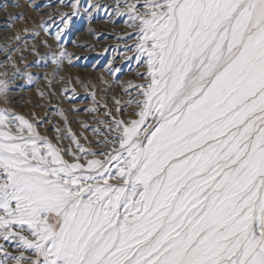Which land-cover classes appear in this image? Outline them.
Instances as JSON below:
<instances>
[{
    "label": "snow or ice",
    "instance_id": "obj_1",
    "mask_svg": "<svg viewBox=\"0 0 264 264\" xmlns=\"http://www.w3.org/2000/svg\"><path fill=\"white\" fill-rule=\"evenodd\" d=\"M141 6L150 83L115 173L0 143V227L31 230L33 264H264V0Z\"/></svg>",
    "mask_w": 264,
    "mask_h": 264
},
{
    "label": "rangeland",
    "instance_id": "obj_2",
    "mask_svg": "<svg viewBox=\"0 0 264 264\" xmlns=\"http://www.w3.org/2000/svg\"><path fill=\"white\" fill-rule=\"evenodd\" d=\"M107 1L111 5L104 0H0L4 16L0 24H5L0 29L18 38L0 47V116L6 117L0 133L17 138L5 141L0 136V143L35 140L41 154L51 144L70 164L87 169L88 161L98 160L115 173L117 161L109 158L123 151L119 147L123 128L139 119L146 99L143 92L150 83L148 56L138 47L141 22L136 18L148 9L141 6L146 0ZM51 12L55 13L49 17ZM97 23L108 31L113 28L110 31L115 34L129 33L124 46L111 35L99 45ZM20 118L32 126L31 132ZM93 122L106 123L118 137L109 140ZM155 123L150 119L146 130ZM2 171L0 183L4 182ZM81 174L95 172L77 173ZM109 183L119 184V179ZM11 227L17 232L7 236L19 247L2 249L3 254L0 250V264H33L36 252L21 240V236L33 240L31 230L26 225ZM9 228L0 227V233Z\"/></svg>",
    "mask_w": 264,
    "mask_h": 264
},
{
    "label": "bare ground",
    "instance_id": "obj_3",
    "mask_svg": "<svg viewBox=\"0 0 264 264\" xmlns=\"http://www.w3.org/2000/svg\"><path fill=\"white\" fill-rule=\"evenodd\" d=\"M104 2L105 3H107V5H111V3L109 2V1H107V0H104ZM57 8V7H56ZM55 8V9H56ZM53 9H54V7H53ZM58 9V8H57ZM111 10V9H110ZM49 11H51V9L49 10ZM48 11V12H49ZM109 11V10H108ZM47 12V13H48ZM56 12V11H55ZM55 12H51V14L49 15V17L50 16H52ZM59 12V11H58ZM60 14V13H59ZM64 14V13H63ZM45 15V14H44ZM48 16V15H47ZM42 17H43V15H42ZM42 17H40V18H42ZM2 18H4V16H3V14H0V20H2ZM61 18V17H60ZM112 19H114V17L112 18ZM54 20V19H53ZM107 22H109V21H107ZM53 23H57V22H53ZM60 23V22H59ZM98 24V23H97ZM110 24V23H109ZM0 25H5V24H0ZM112 26V25H111ZM107 26L106 25H103V24H98L97 25V31L100 33L99 34V39H98V41L97 42H99V45H104L103 43H102V41L101 40H107V38H109V36L111 35V36H114L115 38H116V40H118V42L121 40V41H123V43H121L120 45H122V46H124V40H125V36H127L129 33H124L123 31L122 32H118V33H113V32H111L110 30H112L111 28H110V30L108 31V28H106ZM108 27H109V25H108ZM116 29V28H115ZM117 30V29H116ZM116 30H115V32H116ZM120 30H122V29H120ZM113 31V30H112ZM118 31V30H117ZM107 35H109V36H107ZM0 36L1 37H3V38H1L0 39V43H1V45H0V47H2L3 46V44L4 43H7V42H10V40H12V39H16L17 37H14V36H12V35H10V33H7V31H5L4 29H0ZM14 39V40H15ZM18 39V38H17ZM111 39V38H110ZM14 40H12V41H14ZM115 39L114 40H110V44H109V46H111L115 41H116ZM17 41V40H16ZM109 41V40H108ZM15 42V41H14ZM18 42V41H17ZM23 42V41H22ZM104 42V41H103ZM131 44L132 43H135V42H130ZM8 44V43H7ZM107 44H108V42H107ZM115 44V43H114ZM108 47V46H107ZM25 48V47H24ZM26 49V48H25ZM7 51V50H6ZM48 51V50H47ZM26 53V52H25ZM64 56H63V54H61L60 55V60H61V58H63ZM58 66V65H57ZM57 66H54V68H57ZM65 95V94H64ZM14 100H16L17 98H18V95H15L14 94ZM12 97V98H13ZM91 123V122H90ZM93 124H94V127L96 128V130H97V132H100V133H104V134H106V135H104V137L105 136H107V138L109 139V140H111V139H113L114 141H115V139L118 137V133L117 134H115L116 132H112V130H110V128L109 127H107V125H106V123H105V125L103 124V122L101 123V122H98V123H94L93 122ZM110 125V124H109ZM119 136H121L120 134H119ZM123 136V135H122ZM121 136V137H122ZM92 141V140H91ZM108 157V156H107ZM3 172V171H2ZM9 228V227H8ZM19 228V227H18ZM15 230V229H14ZM13 228L11 227V229L9 228V230L8 231H5V232H3V235L0 233V250H1V253L3 254V253H5L4 252V250H2V249H6V248H8V249H6V251L7 250H10L9 248H11V249H15L16 247L18 248L19 247V245L17 244V243H15V242H12V241H10V237L8 238V236H10V235H8V234H10V233H13ZM3 231V230H2ZM14 232H17V231H14ZM5 233V234H4ZM14 234V233H13ZM8 235V236H7ZM12 235V234H11ZM14 237V236H13ZM22 237V236H21ZM7 253V252H6ZM8 254V253H7Z\"/></svg>",
    "mask_w": 264,
    "mask_h": 264
}]
</instances>
